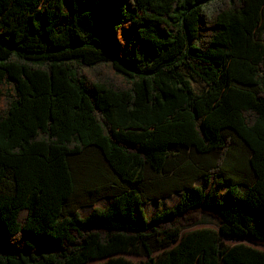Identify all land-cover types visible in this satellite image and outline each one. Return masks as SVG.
<instances>
[{"label":"trees","instance_id":"trees-1","mask_svg":"<svg viewBox=\"0 0 264 264\" xmlns=\"http://www.w3.org/2000/svg\"><path fill=\"white\" fill-rule=\"evenodd\" d=\"M203 215L218 228L181 233ZM259 245L264 0H0V264H264Z\"/></svg>","mask_w":264,"mask_h":264},{"label":"rangeland","instance_id":"rangeland-1","mask_svg":"<svg viewBox=\"0 0 264 264\" xmlns=\"http://www.w3.org/2000/svg\"><path fill=\"white\" fill-rule=\"evenodd\" d=\"M193 85L197 88L198 86H200V83L198 81L192 80ZM202 180H199V182H201ZM179 201V195L178 194H174L170 197L164 198L161 201H152V202H147L144 204V208L145 211L147 213V216H151L156 210L162 209L164 207H172L173 205L177 204ZM108 203L107 199H102L100 200L96 205L97 206H105ZM89 208L88 209H80V213L82 215H86L89 212ZM201 222L199 224L193 225L191 227L185 228L182 230L181 233L193 230V229H197V228H203V227H211V228H218V222L207 216V215H203L201 218ZM231 244L237 243V241H228ZM259 249H264V246H255ZM128 258L134 260V261H144L146 259V257L143 256H136V255H131V254H127L126 255ZM105 260V258L103 259H94V260H90L88 261L86 264H96L99 262H103Z\"/></svg>","mask_w":264,"mask_h":264}]
</instances>
